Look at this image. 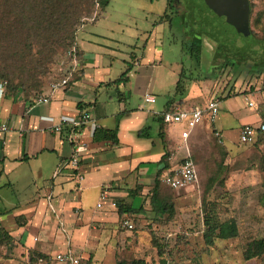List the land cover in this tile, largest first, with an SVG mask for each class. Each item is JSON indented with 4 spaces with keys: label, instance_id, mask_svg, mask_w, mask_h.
Masks as SVG:
<instances>
[{
    "label": "crops",
    "instance_id": "crops-1",
    "mask_svg": "<svg viewBox=\"0 0 264 264\" xmlns=\"http://www.w3.org/2000/svg\"><path fill=\"white\" fill-rule=\"evenodd\" d=\"M168 1L162 11L152 5L125 10L123 20H111L107 8L85 24L78 35L80 58L70 57L66 72L54 81L68 75V86L51 93L52 82L38 95L47 94L49 103L34 104L33 97L22 92L6 96V86L0 122L10 131L0 133V230L13 239L15 247L53 254V258L70 250L81 259L80 264L93 256L97 264L102 247L112 238L115 241L125 217L135 226L127 231L133 234L136 230L135 243L153 231L167 230L166 226L150 227L154 220L162 219L152 205L157 181L165 185L162 178L188 155L194 160L193 148L202 134L218 131L224 142H229L226 148L232 150L241 144L244 126L264 123L260 109L261 121L255 125L238 115L235 104L222 106L231 97L209 96L208 81L192 88L187 85L181 95L175 93L181 72L165 57L164 46L167 40L171 42L166 39L171 25ZM146 94L156 102L147 103ZM212 99L220 102V114L225 110L230 113L228 123H219L220 115L214 124L205 120L184 140L186 124L162 121L167 112L202 108ZM83 112L93 116L98 128L84 131L87 150L75 170L70 165L72 145L64 134L50 132L47 118L77 117ZM234 126L236 142L228 132ZM195 165L198 180L192 186L200 182ZM78 175L85 178L84 183H79ZM106 186L111 187L110 198L98 208ZM112 202L118 208H113ZM120 207L129 212L121 215ZM0 248L12 249L7 243ZM8 258L0 257V264L11 263Z\"/></svg>",
    "mask_w": 264,
    "mask_h": 264
},
{
    "label": "rangeland",
    "instance_id": "rangeland-1",
    "mask_svg": "<svg viewBox=\"0 0 264 264\" xmlns=\"http://www.w3.org/2000/svg\"><path fill=\"white\" fill-rule=\"evenodd\" d=\"M167 1L111 0L107 13L111 20H123L125 10L133 12L138 5H152L156 11H162ZM250 4V33L264 42V0H250ZM212 11L208 0H175L174 6L169 8L172 22L166 29V39L171 42L166 41L165 57L180 70L185 87L192 88L193 84L196 87L208 81L209 96L231 97L222 106L235 104L239 116L258 125L259 109L264 112V44H252L249 34L236 30L235 25H229L223 17L225 25H222L220 15ZM100 15L97 9L91 19ZM195 42L201 45L198 66L191 58L194 48L190 46ZM0 60L3 59L0 57ZM68 60L66 51L58 50L52 62L35 74L21 70L19 65L17 69L12 68V64V70L8 69L12 72L10 78L18 86L16 94L31 95L33 101L42 89L63 76ZM0 82L7 83V80L0 79ZM246 97L257 107L248 108ZM229 114L222 111L219 123H228ZM235 128L228 131L233 133L234 142L238 135ZM227 141L220 144L216 131L209 132V136L201 135L200 143L193 148L200 174L198 185L173 191L162 184V193L173 200L174 214L160 216L162 219L154 220L150 227L166 226L167 230L153 231L135 243L136 230L130 234L119 225L115 241L112 238L108 246H101L97 264H136L137 261L146 264H264V256L245 258L249 243L264 237V134H260L255 144H239L232 150L226 148ZM209 214L220 226L236 223L232 238H215L212 244L206 242L205 218ZM14 244L10 251L0 248V257L5 260L10 257L9 264H54L53 254H46L48 259H45L37 250L27 251L24 246ZM94 261L95 256L83 264H94ZM1 264L7 263L1 261Z\"/></svg>",
    "mask_w": 264,
    "mask_h": 264
},
{
    "label": "trees",
    "instance_id": "trees-1",
    "mask_svg": "<svg viewBox=\"0 0 264 264\" xmlns=\"http://www.w3.org/2000/svg\"><path fill=\"white\" fill-rule=\"evenodd\" d=\"M110 3L111 0H0V57L3 59L0 60V79L7 80L6 96H15L18 93V86L10 78L12 72H9V69L12 64V68L17 69L16 66L19 65L21 70L35 74L47 63L52 62L58 50H65L69 58H80L81 53L77 47L80 29L90 21L97 9L100 13L105 12ZM174 3L175 0H169V8L173 7ZM249 37L256 46L264 44L251 34ZM190 47L194 48L191 58L198 66L201 60V45L195 42ZM38 86L39 84L35 87ZM184 92L185 84L181 77L175 93L181 95ZM144 135L143 132L141 136ZM161 186L162 183L157 181L152 190L153 208L158 215L172 216L175 207L173 200L162 193ZM127 212L128 209L120 207L121 215ZM205 227L206 242L212 244L215 238H232L236 223L227 222L220 226L209 214L205 218ZM5 243L13 247L15 242L4 230H0V245ZM262 256L264 237L249 243L245 251L246 260ZM43 257L48 259L45 255ZM136 264L146 263L137 261Z\"/></svg>",
    "mask_w": 264,
    "mask_h": 264
},
{
    "label": "built area",
    "instance_id": "built-area-1",
    "mask_svg": "<svg viewBox=\"0 0 264 264\" xmlns=\"http://www.w3.org/2000/svg\"><path fill=\"white\" fill-rule=\"evenodd\" d=\"M75 58V57H74ZM76 59V58H75ZM70 82V77L65 75L56 82H53L50 85L49 91L51 93L64 90ZM6 83H0V104L1 100L6 91ZM34 104H47L51 100L47 94H41L36 97ZM145 101L147 103H155L156 99L151 94L145 95ZM247 104L250 107H254L255 103L250 101L246 97ZM220 115V102L218 100L212 99L208 101L205 107H195L186 110L176 109L170 112H167L163 115L164 124H186L187 130L182 133L184 140H187L191 131H193L198 125L202 124L207 120L210 124H214ZM47 122L50 123V132L52 134L62 135L64 134L66 140L73 147V156L70 160V165L73 169L79 170L81 155L86 152L87 144L83 142V134L87 128H91L94 132L98 126L97 121L93 116L88 112H83L77 117H67L60 116L58 118L49 117ZM10 131V128L7 124L0 122V133H6ZM260 134H264V123L259 127H254L251 125H246L241 130L240 143L242 145H252L258 141ZM216 136L219 139L220 144H224L223 137L221 133L216 131ZM198 180L197 168L194 160L190 155H188L178 166V168L170 174H167L162 178V182L168 186L170 189L175 191H181L188 189L190 186L194 185ZM78 181L80 184L84 183L85 178L82 175H78ZM111 187L106 186L102 189L100 194V202L98 208H102L106 201L110 198ZM113 208H118L116 202H112ZM121 226L127 231H132L135 229L134 224L129 218H123L121 221ZM35 241H38L36 238ZM53 260L57 264H80L81 259L76 257L72 251H66L60 254H57Z\"/></svg>",
    "mask_w": 264,
    "mask_h": 264
},
{
    "label": "water",
    "instance_id": "water-1",
    "mask_svg": "<svg viewBox=\"0 0 264 264\" xmlns=\"http://www.w3.org/2000/svg\"><path fill=\"white\" fill-rule=\"evenodd\" d=\"M208 2L209 5H212L214 15L217 13V15H220L219 17L225 18L229 25H235L234 28L236 30L240 29L250 36V0H213L216 5L211 0H208ZM223 18L221 23L225 22Z\"/></svg>",
    "mask_w": 264,
    "mask_h": 264
},
{
    "label": "flooded vegetation",
    "instance_id": "flooded-vegetation-1",
    "mask_svg": "<svg viewBox=\"0 0 264 264\" xmlns=\"http://www.w3.org/2000/svg\"><path fill=\"white\" fill-rule=\"evenodd\" d=\"M216 5V4H215ZM250 6H251V4H250ZM207 14V13H206ZM206 14H205V16H206ZM250 16H251V13H250ZM222 25H225L224 23H222Z\"/></svg>",
    "mask_w": 264,
    "mask_h": 264
}]
</instances>
